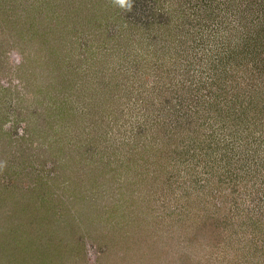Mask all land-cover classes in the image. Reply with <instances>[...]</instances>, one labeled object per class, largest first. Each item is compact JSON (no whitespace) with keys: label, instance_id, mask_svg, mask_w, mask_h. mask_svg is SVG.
I'll use <instances>...</instances> for the list:
<instances>
[{"label":"rangeland","instance_id":"obj_1","mask_svg":"<svg viewBox=\"0 0 264 264\" xmlns=\"http://www.w3.org/2000/svg\"><path fill=\"white\" fill-rule=\"evenodd\" d=\"M116 8L0 0V264H264L258 178L241 185L204 129L177 154L155 141L190 77L171 24L131 35ZM250 157L261 171L264 148ZM204 217L216 242L193 241Z\"/></svg>","mask_w":264,"mask_h":264},{"label":"trees","instance_id":"obj_2","mask_svg":"<svg viewBox=\"0 0 264 264\" xmlns=\"http://www.w3.org/2000/svg\"><path fill=\"white\" fill-rule=\"evenodd\" d=\"M116 7L107 21L116 15L114 19H121L119 24L129 28L131 35L136 31L141 34L142 25L171 24L175 54L181 50L185 55L183 70L190 77L183 78L182 87L175 82L169 85L175 91L167 99L172 105L166 111L171 112L162 110L158 115L155 141H161L163 151L166 146L168 152L177 154L181 141H192L198 147L207 142L198 140L197 133L204 129L209 155H219L229 166L238 156L236 172L242 168L241 185L250 175L258 178L261 192L252 201L262 202L264 209V162L261 171L260 167H249L250 156L264 148V0H134L132 12ZM109 31L115 35L117 29ZM176 60L182 61L180 57ZM212 118L222 124L214 134L210 131ZM212 224L207 217L202 218L193 228V241L210 237L216 242L225 226ZM215 231V237L208 235Z\"/></svg>","mask_w":264,"mask_h":264},{"label":"clouds","instance_id":"obj_3","mask_svg":"<svg viewBox=\"0 0 264 264\" xmlns=\"http://www.w3.org/2000/svg\"><path fill=\"white\" fill-rule=\"evenodd\" d=\"M113 5L118 6L125 12H132L134 0H112ZM7 167V161H0V171Z\"/></svg>","mask_w":264,"mask_h":264}]
</instances>
